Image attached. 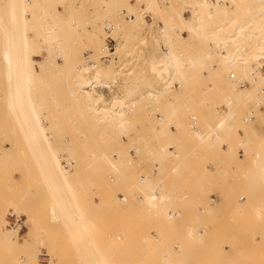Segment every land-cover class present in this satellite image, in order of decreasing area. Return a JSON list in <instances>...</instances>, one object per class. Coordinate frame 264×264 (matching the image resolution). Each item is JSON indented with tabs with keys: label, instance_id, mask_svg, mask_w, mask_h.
<instances>
[{
	"label": "rangeland",
	"instance_id": "374dc122",
	"mask_svg": "<svg viewBox=\"0 0 264 264\" xmlns=\"http://www.w3.org/2000/svg\"><path fill=\"white\" fill-rule=\"evenodd\" d=\"M220 1L0 0V264L33 252L40 264H199V226L185 219L212 212L219 191L231 213L209 264H264V0ZM18 31L30 97H15L7 66L24 56ZM29 100L48 139L31 138Z\"/></svg>",
	"mask_w": 264,
	"mask_h": 264
},
{
	"label": "bare ground",
	"instance_id": "6f19581e",
	"mask_svg": "<svg viewBox=\"0 0 264 264\" xmlns=\"http://www.w3.org/2000/svg\"><path fill=\"white\" fill-rule=\"evenodd\" d=\"M170 2V1H169ZM19 7V6H18ZM20 7H21V10H20V8L18 9L19 10V13H20V11H21V15H20V20H21V22L24 24V26H25V29H27L26 28V24H25V22H26V17H25V14H24V11H25V5L22 3V4H20ZM188 9V8H187ZM15 13L16 12H18L17 11V6H16V10L14 11ZM191 12V11H190ZM188 25V24H187ZM27 32V31H26ZM18 37H17V39L13 42L14 43V47H15V49L17 50H19V49H24V56H21L22 54H20L19 56H18V59H17V63H15L14 62V59H13V64L10 66V62L12 61H10L8 64L9 65H7V66H9V72L10 71H12L13 73H15V74H18L19 73V76H18V79H19V81L17 82L16 80V82L15 83H18V89L16 88V85H15V89H16V93H14V94H16L15 95V97L16 96H18L19 94H20V90H22L24 93H26V95L28 96V97H30V95H29V90H28V88H29V86L31 85V74H30V72H31V65L33 64L32 63V57H30L31 55H30V52H29V50H30V41H29V37H28V35H27V33H25V32H20V34H19V31H18ZM12 40V39H11ZM11 40H10V43H11ZM12 44V43H11ZM114 44H115V42H114ZM107 45V44H106ZM11 47V46H10ZM10 49H12V47L10 48ZM9 49V50H10ZM105 50H107L106 49V47H105ZM23 51V50H22ZM10 52V51H9ZM11 53V52H10ZM9 53V54H10ZM106 53H107V51H106ZM10 56V55H9ZM12 56V55H11ZM11 56H10V58H11ZM88 56V55H87ZM13 57V56H12ZM9 58V59H10ZM100 58V57H99ZM176 58V57H175ZM101 59H102V57H101ZM261 59H263V58H261ZM261 59H259L255 64H254V69H255V67H256V64L258 63L259 64V62L261 61ZM37 60V59H36ZM33 61H34V59H33ZM38 61V60H37ZM86 61V60H85ZM104 61V60H103ZM39 63H40V66L41 65H44V60H42V62H41V60H39ZM86 65H88V66H95L96 64H95V62L93 61V59L91 58V59H87V61H86ZM79 67V66H78ZM81 67V66H80ZM258 75H262V73H260V72H256ZM96 73L93 75V77L91 78V80L90 81H87L89 84L87 85V88H90V89H87L86 90V92H90L91 91V89L92 88H98V85H99V82L97 81V80H95V78H96ZM11 75L9 74V77H10ZM91 77V76H90ZM89 78V77H88ZM88 80V79H87ZM84 83H85V81H84ZM96 85H95V84ZM80 84H82V83H80ZM86 84V83H85ZM84 85V84H83ZM100 86V85H99ZM244 86V85H243ZM22 88V89H21ZM31 89H32V87H31ZM31 89H30V91H31ZM84 89V88H83ZM9 91H11L10 89H9ZM12 95V91H11V94H10V96ZM15 97H14V99H15ZM12 99H13V97H11ZM10 98V99H11ZM17 98V97H16ZM12 99L10 100V102L12 103L13 101H12ZM11 106H14L13 104H10ZM15 107V106H14ZM28 107H29V116H30V118H31V120H32V122H34V124H35V128L32 130V134H31V138L33 139V140H37V139H39V138H46V139H48L47 138V135H46V132H45V129L42 127V119L40 118V116H39V114H38V111L36 110V108L34 107V104H33V102L31 101V100H29L28 101ZM15 116V115H14ZM42 117V116H41ZM20 126V125H19ZM214 133V132H213ZM24 135V134H23ZM25 138H26V136H25ZM32 148V147H31ZM106 157V156H105ZM50 160H51V163L53 164V170L54 171H57V173H59V175L61 176V178H60V176H59V178H60V180H62L63 181V183L69 188V187H71V180L70 179H68L69 177H66V175H65V173H64V170L62 169V165H61V163H60V156L56 153V151H54L53 149L51 150V153H50ZM64 163V167H66V168H68V165H67V163L64 161L63 162ZM55 173V172H54ZM80 181H82V180H80ZM164 198V197H163ZM122 199H124V196H122ZM154 199V198H153ZM161 200V199H160ZM170 214H172V213H170ZM3 220H5V222H6V220H8L6 217H5V219H3ZM19 228V227H18ZM1 232V231H0ZM1 241H2V244L3 245H17L18 244V233H17V230L16 231H11V230H6V229H3V234H2V237H1ZM32 245H33V238H30L29 240H27V247H32ZM34 248V247H33ZM38 252H33L32 253V256L31 257H29L28 258V261H27V264H40V260H39V256H38V254H37ZM101 261H102V263L103 264H106V262H105V260L102 258L101 259Z\"/></svg>",
	"mask_w": 264,
	"mask_h": 264
},
{
	"label": "crops",
	"instance_id": "0c3cea01",
	"mask_svg": "<svg viewBox=\"0 0 264 264\" xmlns=\"http://www.w3.org/2000/svg\"><path fill=\"white\" fill-rule=\"evenodd\" d=\"M241 39H243L242 36H241ZM261 127L264 130V124ZM240 151H241V157H243L245 152L243 150H240ZM259 158H260V155L258 156V159ZM209 167L214 168L213 165H210ZM210 197H211V201H212L211 204L213 206L212 212H209L208 214L203 215V216H197V217L193 216L191 218L186 217V219H185L186 222H188V223L192 222L197 227L199 226V228L195 231V234H196L197 238L202 239L201 243H200L201 249L199 251H202L203 254L205 253L204 256H202L204 258L202 259V261H200L199 264H209V261L214 254V250L211 249V246H213V244H214L215 236H216L217 232H221V228H222L223 224L229 221V214L231 213V212L226 213L225 201L223 200V196L221 195L220 191L219 192H212ZM194 200H195L194 195L190 194L184 198L183 203L184 204L191 203ZM263 200H264V198H262V201ZM261 204L263 205L262 208H264V201ZM234 206H235V203H233L231 206H228L230 208V210H227V211H233ZM245 210H246L247 214L249 213L252 216V214H251L252 204L246 205ZM213 224H215V226L217 228L213 227ZM248 236L250 237L251 235H248ZM260 236L261 235H259L258 237H260ZM224 250L227 253L230 252L229 254L232 253L231 252V246L229 244L224 245Z\"/></svg>",
	"mask_w": 264,
	"mask_h": 264
},
{
	"label": "built area",
	"instance_id": "2783aa9c",
	"mask_svg": "<svg viewBox=\"0 0 264 264\" xmlns=\"http://www.w3.org/2000/svg\"><path fill=\"white\" fill-rule=\"evenodd\" d=\"M220 2H222V0ZM110 38L111 37L107 38V46H106L107 54L102 57V59L104 61L107 60L108 56L113 54L112 46L110 47V45H109V39ZM257 71L260 72V73L264 72V58L261 59L259 64L258 63L256 64V67H255L253 73H256ZM262 92L264 93V90ZM10 215H11L10 218H9L10 219L9 220L10 221V226H13V227L21 226L22 228L24 227V221H23L22 215H18L17 213H11Z\"/></svg>",
	"mask_w": 264,
	"mask_h": 264
}]
</instances>
